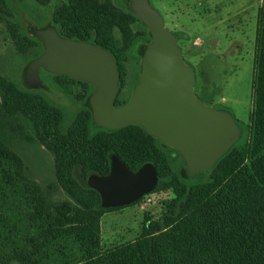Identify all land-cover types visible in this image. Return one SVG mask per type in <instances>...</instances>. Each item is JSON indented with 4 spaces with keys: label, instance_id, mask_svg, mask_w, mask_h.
<instances>
[{
    "label": "trees",
    "instance_id": "16d2710c",
    "mask_svg": "<svg viewBox=\"0 0 264 264\" xmlns=\"http://www.w3.org/2000/svg\"><path fill=\"white\" fill-rule=\"evenodd\" d=\"M22 1L1 0L5 14L0 7V19L7 21L10 32L16 31L30 43L33 56L23 70L22 84L5 75L0 106L5 108L16 94L43 93V107L32 105L31 123L37 132L43 131L45 143L52 139L56 142L55 149H50L57 156L76 170L81 169L83 197L73 196L69 189L73 203L51 200L40 185L26 176L18 155L0 133V264H264V3L257 18L249 131L244 136L236 119L242 131L240 142L212 171L189 179L182 156L143 128L130 126L118 131L98 128L89 104L93 86L54 75L92 89L83 98L61 92L59 99L63 102H60L25 84L28 64L44 52L43 44L32 31L43 29L38 24L45 21L46 27H55L62 37L95 43L109 50L118 64L120 94L124 85L122 57L102 41L86 38L89 32L114 26L113 22L123 15L110 0H63L58 14L51 11L46 0H30L42 9L40 15L31 18L33 23L28 30L19 15L18 5ZM121 1L123 11L135 16L131 0ZM140 23L146 35L132 47L131 55L136 59H141L151 40L147 28ZM174 33L179 42L182 34ZM118 96L116 106L128 101L121 103ZM203 100L211 105V98ZM213 107L229 111L222 105ZM82 113H88L84 130L76 124ZM103 136L107 139L101 140ZM114 155L131 171L146 163L153 164L160 179L156 190L163 188L165 171L172 175L176 187L175 197L164 203L165 211L143 238L106 251L102 248L99 220L100 212L106 209L101 208L98 192L88 187L87 178L93 174L108 175ZM73 184L71 180L69 186ZM90 194L98 199L95 204L88 203Z\"/></svg>",
    "mask_w": 264,
    "mask_h": 264
},
{
    "label": "rangeland",
    "instance_id": "374dc122",
    "mask_svg": "<svg viewBox=\"0 0 264 264\" xmlns=\"http://www.w3.org/2000/svg\"><path fill=\"white\" fill-rule=\"evenodd\" d=\"M151 2L164 17L167 28L182 34L179 45L185 60L196 73V94L202 100L211 98L212 106L222 105L227 108L240 122L246 136L253 109L251 83L257 18L264 0ZM46 3L52 12L58 14L63 0H46ZM110 3L123 15L113 22L114 26L107 25L89 32L86 38L102 41L122 57L124 85L118 100L124 103L130 98L140 72V59L133 58L131 50L138 39L145 37L146 31L135 16L123 11L121 0H110ZM0 7L5 14L1 0ZM18 8L21 22L28 30L33 23L31 18L40 15L42 8L32 4L30 0H23ZM46 26L45 21L38 24L39 28ZM32 56L30 43L16 31L10 32L7 21L0 19V98L3 96L1 84L5 75L13 76L22 84L23 70ZM41 80L44 84L41 90L60 102H63L59 99L61 92L83 98L92 90L82 83L58 78L46 72H41ZM12 97L7 102L9 106L7 103L3 109L0 106L3 112L2 114L0 110V133L4 135L10 149L18 155L26 176L40 185L53 201L73 203L69 189L73 196L83 197L80 190L81 183L83 185L81 169L76 170L74 165H69L67 160L57 156L51 150L55 149L56 142L52 139L45 143L43 131L37 132L31 123L32 105L43 107V93L39 91L35 95L16 94ZM76 124L79 129L84 130L88 125V113H82ZM100 139L105 140L107 137ZM57 164L66 172H61ZM164 179L163 188L146 195L136 204L100 212L103 250H112L140 240L152 224L160 219L165 211L164 203L175 197L174 178L165 171ZM71 180L75 184L69 186ZM87 201L95 204L98 199L91 195V198L87 197Z\"/></svg>",
    "mask_w": 264,
    "mask_h": 264
},
{
    "label": "water",
    "instance_id": "95a60500",
    "mask_svg": "<svg viewBox=\"0 0 264 264\" xmlns=\"http://www.w3.org/2000/svg\"><path fill=\"white\" fill-rule=\"evenodd\" d=\"M130 8L147 28L151 40L140 59L138 82L126 103L115 105L120 73L114 55L95 43L62 37L55 27L32 31L44 52L28 64L25 84L31 90L41 89L43 70L93 86L89 104L98 128H143L177 151L184 160L185 175L195 179L212 171L240 142L241 128L232 113L198 97L195 71L151 0H131ZM159 180L153 164L131 171L114 155L109 174L90 175L87 185L100 195L101 208L114 209L131 206L153 193Z\"/></svg>",
    "mask_w": 264,
    "mask_h": 264
},
{
    "label": "flooded vegetation",
    "instance_id": "af4514ba",
    "mask_svg": "<svg viewBox=\"0 0 264 264\" xmlns=\"http://www.w3.org/2000/svg\"><path fill=\"white\" fill-rule=\"evenodd\" d=\"M43 87H44V84H43L42 88H43ZM42 88H41V89H42Z\"/></svg>",
    "mask_w": 264,
    "mask_h": 264
},
{
    "label": "crops",
    "instance_id": "0c3cea01",
    "mask_svg": "<svg viewBox=\"0 0 264 264\" xmlns=\"http://www.w3.org/2000/svg\"><path fill=\"white\" fill-rule=\"evenodd\" d=\"M164 18V17H163ZM165 21V20H164ZM166 25V24H165ZM167 27V26H166ZM194 69V68H193Z\"/></svg>",
    "mask_w": 264,
    "mask_h": 264
}]
</instances>
